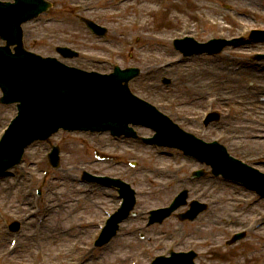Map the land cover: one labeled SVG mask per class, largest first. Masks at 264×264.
Returning a JSON list of instances; mask_svg holds the SVG:
<instances>
[{
    "label": "rangeland",
    "instance_id": "374dc122",
    "mask_svg": "<svg viewBox=\"0 0 264 264\" xmlns=\"http://www.w3.org/2000/svg\"><path fill=\"white\" fill-rule=\"evenodd\" d=\"M56 1L50 13L67 17L68 21L46 26L27 24L24 27V41L28 49L42 56H57L55 46L69 45L80 51L81 55L66 61L68 64L99 72L109 71L114 64L121 67L138 66L142 75L132 83V88L139 96L183 126L191 124L187 128L206 140L219 139L230 152L240 157L243 152L244 158L264 161V158H259L264 152V141L242 138L258 134L263 125L260 121H264V103L260 100L264 95V68L257 66L264 63L253 62L252 59L254 55L264 53V34L249 39V32L253 30H262L264 33V0H125L124 3H119L123 0ZM75 7L79 12L77 15L71 13V8ZM81 15L105 26L107 36L104 39L91 36L79 23L78 17ZM184 35H190L198 41L218 37H246L249 42L229 47L219 56L196 57L186 62L171 46L172 38ZM243 64L251 65L237 69ZM159 67L165 71H160ZM205 70H210V74L206 75ZM163 76L171 79L168 87L162 83ZM224 78L226 80H221ZM200 95L204 101L196 98ZM207 97L213 99L210 108L220 113V120L205 129L201 119L203 110L209 106ZM200 101L201 106L197 108ZM13 106L0 105V131L14 116ZM138 132L142 136L149 134L148 130ZM50 138L60 143L64 150L61 168L51 169L45 159L48 146L34 142L28 148L19 169L14 170L12 176L0 177V264H133L136 261L139 262L137 264H143L164 250L185 251L195 247L194 250L202 254L198 259L200 264H264V251L254 254L248 251L249 247L262 243L258 239L264 237V232L258 231L251 241L225 250L224 240L240 227L229 226V215H234L232 205L236 202L235 191L230 189L232 186L229 184L218 183L212 178L189 180L188 175L194 168H199L198 163L185 161L184 168H178L173 163L176 156H166L168 153L165 155L161 152L164 148L155 154L153 149L149 150L142 144L133 147L107 139L110 146L104 151L123 158V162L115 167L106 162L92 163L93 149L98 147L96 140L88 135L60 131ZM99 139L104 143L102 136ZM118 145L122 151H116ZM160 168L163 173H160ZM84 170L92 174L120 177L136 189L137 216L125 223L121 231L123 234L142 226L143 212L166 204L182 187L190 191V197L201 201L232 198L222 200L221 206L217 205L223 211L217 212L211 206L215 212L204 215L195 223L178 224L174 219H167L147 232L142 231L145 238L159 236L157 243L156 240L152 244L145 241L139 243L135 234L122 236L120 233L119 238L107 248L95 249L93 239L95 228L102 221L99 222L101 214L103 218L104 212L112 211L117 202L113 190L101 189L94 184H91L92 190L85 195L84 187L87 185L81 181ZM45 171L49 172V177L43 191L52 193L48 197L47 193L41 201L51 200L46 201L49 210H45L44 215L24 212L21 199L25 194L29 196V193H34L37 185L42 186ZM160 192L165 197H161ZM55 204L59 206L53 209ZM213 213H216V219ZM33 214L36 218H30ZM12 219L22 222V231L16 235L8 233L9 237L5 239L1 237L7 232L3 221ZM211 219L216 223H211ZM94 220L95 225L91 227ZM217 226L223 229L219 230ZM183 235H187L186 240ZM75 238L83 240L80 244L89 247L79 245V249L83 248L85 253L93 250L89 260L86 254V258L80 255V260L71 262L73 254H70L68 247ZM161 240L163 244L159 246ZM203 241L206 246L200 247ZM166 243L168 245L163 248ZM192 244L193 247H188ZM212 251H217L220 256L212 257ZM66 253L70 256H65Z\"/></svg>",
    "mask_w": 264,
    "mask_h": 264
},
{
    "label": "bare ground",
    "instance_id": "6f19581e",
    "mask_svg": "<svg viewBox=\"0 0 264 264\" xmlns=\"http://www.w3.org/2000/svg\"><path fill=\"white\" fill-rule=\"evenodd\" d=\"M211 71H213L212 69H211ZM244 72H247V71H244ZM204 73L206 74V75H209L210 74V70H205L204 71ZM226 73H228V72H226ZM191 87H195V85H192ZM199 103V102H198ZM7 107H9V104L7 105ZM167 169H168V167H167ZM159 171H160V173H163V169L162 168H160L159 169ZM157 173V172H156ZM85 189V192H84V194L86 195V193L89 191V190H92V187H84ZM96 190H99V189H96ZM83 191V190H82ZM80 192V191H79ZM80 193H83V192H80ZM160 195H161V197L163 196V197H165V194L164 193H162V192H160ZM90 223V222H89ZM95 225V220L94 221H92L91 222V224H90V226L91 227H93ZM87 226H89V225H87ZM124 228V227H123ZM217 229H219V230H221V229H223L222 227H220V226H217L216 227ZM157 239H158V237H157ZM81 246V245H80ZM79 245H73V246H69L68 248H69V252H70V254H73L71 257H72V259H71V262H73V261H75V260H80L79 259V257H80V255H82V257H85L86 256V253H85V251L86 250H84L83 248L82 249H79V247H80ZM84 247V246H83ZM70 254L69 253H66L65 254V256H70ZM104 254H106V253H104Z\"/></svg>",
    "mask_w": 264,
    "mask_h": 264
},
{
    "label": "water",
    "instance_id": "95a60500",
    "mask_svg": "<svg viewBox=\"0 0 264 264\" xmlns=\"http://www.w3.org/2000/svg\"><path fill=\"white\" fill-rule=\"evenodd\" d=\"M19 44H20V42H19Z\"/></svg>",
    "mask_w": 264,
    "mask_h": 264
}]
</instances>
